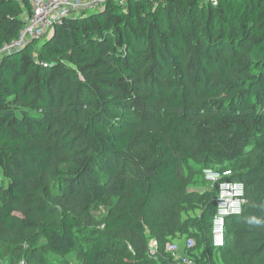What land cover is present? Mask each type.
Masks as SVG:
<instances>
[{
    "label": "trees",
    "instance_id": "1",
    "mask_svg": "<svg viewBox=\"0 0 264 264\" xmlns=\"http://www.w3.org/2000/svg\"><path fill=\"white\" fill-rule=\"evenodd\" d=\"M30 13L28 0H0V48ZM262 149L264 0H108L0 54V232H22L28 246L42 239L81 264H145L189 231L194 245L180 254L177 242L176 255L194 264H215L220 249L225 264H264V203L245 206L249 187L264 191L261 167L223 169L246 201L226 217L221 247L214 200L196 197L204 204L189 222L182 212L188 231L156 202L185 187L188 161ZM110 197L99 233L120 250L107 258L99 238L82 246L71 209ZM166 253L159 264H182Z\"/></svg>",
    "mask_w": 264,
    "mask_h": 264
},
{
    "label": "rangeland",
    "instance_id": "2",
    "mask_svg": "<svg viewBox=\"0 0 264 264\" xmlns=\"http://www.w3.org/2000/svg\"><path fill=\"white\" fill-rule=\"evenodd\" d=\"M155 107V105H151L152 109ZM136 122L140 123L138 120H136ZM233 166L241 169L258 166L264 170V149L259 150L254 154H248L245 158H240L232 162L220 163L208 157H199L188 161L181 171L185 187L176 190L171 196L161 195L157 197V205L160 208H163L166 213L177 222L176 224L182 226L185 230L186 227L183 222H189L191 215H197L199 213L200 205L204 204L196 200V197L206 201L214 200L216 183H212L205 177V171L211 169L212 171L221 174L223 169ZM55 174L56 175L51 178L52 182L56 177L64 174L63 168L56 167ZM48 195L50 198L53 197L50 193ZM250 199H253V201L258 203H264V191H259L256 188L253 189L252 186L249 187L245 206H248L249 203L252 202ZM114 201L115 198L110 197L99 200L95 203H86L81 207L71 209L80 220V226L77 229V236L82 246L89 248L91 244L99 238L104 248V254L107 258H111L116 251L120 250V247L113 246L109 239L101 238L99 233L107 209ZM185 210L187 211V215H184L186 220L183 221L181 215ZM14 213L18 214L16 211ZM186 230L188 231V229ZM188 232L181 234L180 236L176 235L175 238L170 240L183 244L184 238L187 236ZM23 235L24 234L19 231L0 232V264H19L22 261H24L25 264H81V260L76 252L72 251L65 256H59L44 250L40 246L43 242L42 239L38 241V245L28 246L22 240ZM231 239L232 235L225 232V248L230 247ZM161 245L160 247L162 251L160 250L159 252V259L145 257V264L161 263L163 254L164 259L167 258L169 254L166 253L167 251L165 252L164 242ZM155 247L156 245H152L153 250ZM212 260L215 261V264H225L221 256V249L218 251L214 250Z\"/></svg>",
    "mask_w": 264,
    "mask_h": 264
},
{
    "label": "built area",
    "instance_id": "3",
    "mask_svg": "<svg viewBox=\"0 0 264 264\" xmlns=\"http://www.w3.org/2000/svg\"><path fill=\"white\" fill-rule=\"evenodd\" d=\"M108 0H28L31 13L25 17V23L17 37L0 48V54L23 46L32 38H43L53 32L55 23L63 18L76 16L84 11L100 9ZM119 6H126L128 0H112ZM215 2V0H209ZM229 170L214 172L211 169L205 171V177L212 183H217L214 197V213L211 220V243L215 248L224 244V222L226 217L242 212L246 201L244 184L240 180L223 179V175H229ZM156 241L149 242L150 252ZM194 240L190 237L184 239V246L190 248ZM130 247V246H129ZM165 251L181 260L182 264H194L190 256H178V243L166 241Z\"/></svg>",
    "mask_w": 264,
    "mask_h": 264
},
{
    "label": "crops",
    "instance_id": "4",
    "mask_svg": "<svg viewBox=\"0 0 264 264\" xmlns=\"http://www.w3.org/2000/svg\"><path fill=\"white\" fill-rule=\"evenodd\" d=\"M184 250V244H180L179 253L182 254Z\"/></svg>",
    "mask_w": 264,
    "mask_h": 264
},
{
    "label": "water",
    "instance_id": "5",
    "mask_svg": "<svg viewBox=\"0 0 264 264\" xmlns=\"http://www.w3.org/2000/svg\"><path fill=\"white\" fill-rule=\"evenodd\" d=\"M19 264H25L24 261L20 262Z\"/></svg>",
    "mask_w": 264,
    "mask_h": 264
}]
</instances>
